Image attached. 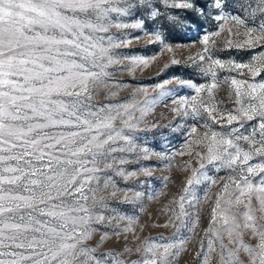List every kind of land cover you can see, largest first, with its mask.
<instances>
[{"label": "snow or ice", "instance_id": "obj_1", "mask_svg": "<svg viewBox=\"0 0 264 264\" xmlns=\"http://www.w3.org/2000/svg\"><path fill=\"white\" fill-rule=\"evenodd\" d=\"M160 3L166 10L193 13L197 21L184 22L193 29L199 18L211 14V9H222V0ZM234 6L252 18L258 13L264 16V0H243ZM136 13H140V18L126 22ZM145 14L152 20L167 16L174 23L181 22L179 17L161 12L154 0H0V264H124L121 252L99 250L110 233L105 232L95 246L88 243L105 219V198H97L101 181L103 188L114 184L108 173L115 165L125 163L116 154L135 150L133 134L149 130L138 127L143 117L174 91L166 85L174 80L176 87L194 88L197 95L205 89L191 80L173 77L156 84L159 91L154 96L147 88H140L132 93L130 102L102 104L94 100L100 89H108L111 84H116L118 90L119 82L113 77L121 59L117 50L130 43L121 38V33L128 28L141 29ZM213 18L220 21L225 15L221 12ZM228 18L246 26L239 15L229 14ZM153 35V42L164 43L161 32ZM246 35L244 44L237 47L264 41V20L258 29L249 28ZM203 43L208 54V35H204ZM166 47L171 51L170 46ZM205 54L189 58L188 66L215 77L216 68L223 69L226 63ZM206 59L210 63L204 68ZM132 60L133 67L148 65V58ZM227 64L235 69L245 68L253 76L264 71V65L257 69L234 61ZM231 83L237 86V103H241L242 96L248 98L238 115L229 113L227 117L228 125L238 121L239 127H232L228 133H205L206 152L197 153L199 168L192 169L184 194L178 197L179 211L165 225L175 231L170 237L146 238L137 248L140 259L133 264H174L183 251L182 233L188 227L190 214L185 211V202L202 181L216 183L208 175L209 165L217 171L239 170L240 179L230 178L237 190L234 194H228L230 185L225 183L223 197H217L205 230L207 251L201 242L203 264H209L207 252L216 251L217 245L218 264H244L239 256L241 249L247 253L249 264H264V223L252 209L255 196L258 210L264 213V82L247 83L233 78ZM243 85L246 87L241 91ZM212 87L215 84L207 90L210 92ZM141 92L144 98L135 101ZM109 95L115 96L116 91L109 90ZM196 100V96L181 97L180 107L173 111L184 108V116L190 110L198 117L203 109L212 121H217L214 110ZM137 111L139 117L135 115ZM257 118L258 132L256 127L247 135L240 132L245 121ZM142 151L147 153L148 149ZM254 156L261 158L260 163L249 164ZM117 174L124 175L123 170ZM251 176H259L258 183H253ZM140 195L135 193L136 197ZM233 205H243L244 211H234ZM249 229L258 240L255 245L243 240V232Z\"/></svg>", "mask_w": 264, "mask_h": 264}, {"label": "rangeland", "instance_id": "obj_2", "mask_svg": "<svg viewBox=\"0 0 264 264\" xmlns=\"http://www.w3.org/2000/svg\"><path fill=\"white\" fill-rule=\"evenodd\" d=\"M155 5L161 12L167 11L169 15L180 18V23H174L167 19V16L157 17L155 20L149 19L145 14V21L141 29L128 28L121 33V38L130 41L126 46L117 50V55L121 57L120 65L115 66L113 71L114 80L119 82L117 90L116 84L109 85L108 89H100L99 94L94 96L97 103H118L130 102L131 95L137 89L147 88L153 96L159 91L155 88L156 84L165 80H172L173 77H179L185 80H191L197 86L204 85L205 89L197 95L194 88L176 87V82L166 85L167 88L174 89L170 96L159 100L154 108L149 111L142 122L138 125L140 129H149L147 131H137L134 135L136 148L132 152L117 153V157L123 159L125 163L117 164L108 174L112 177L114 184L103 188L101 181V191L97 193V198L104 197L107 207L103 214L105 219L103 226L95 232L92 239L88 242L95 246L100 237L105 232L110 235L105 239L100 247V251L115 250L123 255L121 259L124 264H133V261L140 259L141 254L137 248L142 247L146 238L159 237L161 235L170 237L175 231L169 224L174 219V214L179 211L178 197L183 195V189L187 178L191 176L192 169L199 168L200 157L197 153H205L207 140L204 139L205 133L211 135V132L228 133L232 127H239L238 121H233L231 125L227 124L228 114L238 115V109L248 103L247 97H240L241 103H237L236 85L231 83L232 79L246 80L247 83L264 82V71L259 75L253 76L247 69H235L229 67L227 62L250 64L259 69L264 65V41L254 46L237 47L243 45L247 39L249 28L258 29L259 24L264 20V16L259 13L252 18L240 7L234 6L243 2V0H222V9H211V14L199 18L195 29L184 23L185 21H197L195 15L191 12H185L181 9H165L160 0H154ZM198 3L202 0H197ZM223 12L225 19L217 21L214 15ZM229 14L239 15L245 20L246 26L237 25L228 18ZM140 18V13L127 18L126 22L132 23ZM162 33L164 43L155 41V33ZM257 33L254 32L253 35ZM204 35H208L209 53L205 54ZM171 47V51L168 47ZM201 54L211 55L212 59H220L226 63L225 68H216V76L211 74L204 75L198 68L190 65L189 58H196ZM127 57L128 59H125ZM148 58V65L145 67H133L132 58ZM255 58V59H254ZM176 60L178 64H172ZM209 60L203 64L208 67ZM165 65H168L165 68ZM209 92L207 89L211 85ZM246 85L241 86V91ZM109 90L116 91L115 96L109 95ZM197 97L198 104L206 105L213 109V115L217 116V121H212L206 112L201 109V115L195 117L189 110V115L184 116V108L179 112L173 111V108L180 107L181 97ZM144 98L143 92L135 97V101ZM177 101L176 104L173 101ZM137 117L140 112L135 113ZM258 118L253 121H245L244 128L240 132L247 135L254 127L258 130ZM155 124V127L152 125ZM207 125V126H206ZM195 128V132L192 129ZM259 137L257 136V139ZM242 147H247L246 143L240 142ZM147 148L144 153L142 149ZM183 153V155H181ZM261 158L254 156L249 164L260 163ZM208 167V175L216 183L202 181L196 185L194 193L188 197L185 202V211L188 216V227L183 230V251L175 258L174 264H203L204 252H201V242L207 245L205 230L209 227L212 209L216 205L218 195L223 197L224 184L230 185L228 194H234L237 190L231 184L230 178L240 179L239 170L232 171L227 168H220L218 171ZM123 170L124 175H118L117 172ZM135 173V175H128ZM150 173V175L148 174ZM253 183H258L259 176L250 177ZM141 193L139 197L135 193ZM112 193H115L113 196ZM125 196L128 197L125 200ZM243 200L244 197H241ZM258 200L253 197L252 209L257 219L264 223V213L260 212ZM233 210L243 212V205H233ZM129 218H132L129 220ZM242 220V217H240ZM178 223V222H177ZM128 228L129 231H123ZM191 229V231H189ZM112 232L120 234L111 235ZM243 240L251 245L257 244L258 240L253 237L252 231L243 232ZM224 242L227 244V235L224 236ZM233 247V245H229ZM125 248L130 251H125ZM201 252L198 257L197 253ZM210 257L209 264H218L219 247L216 251L207 252ZM240 259L244 264H249V257L242 249L239 252Z\"/></svg>", "mask_w": 264, "mask_h": 264}]
</instances>
